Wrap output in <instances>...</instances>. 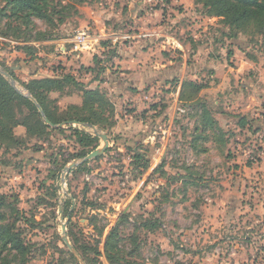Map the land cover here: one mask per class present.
I'll list each match as a JSON object with an SVG mask.
<instances>
[{
    "label": "rangeland",
    "instance_id": "374dc122",
    "mask_svg": "<svg viewBox=\"0 0 264 264\" xmlns=\"http://www.w3.org/2000/svg\"><path fill=\"white\" fill-rule=\"evenodd\" d=\"M33 1L0 0V73L23 91L33 78L75 76L106 94L114 124L89 129L109 147L84 163L96 149L64 124L0 148V223L28 248H6L0 264H264V34L234 37L192 0ZM81 30L89 49L70 42ZM188 80L206 86L195 104L180 99ZM50 98L62 115L82 93Z\"/></svg>",
    "mask_w": 264,
    "mask_h": 264
},
{
    "label": "trees",
    "instance_id": "16d2710c",
    "mask_svg": "<svg viewBox=\"0 0 264 264\" xmlns=\"http://www.w3.org/2000/svg\"><path fill=\"white\" fill-rule=\"evenodd\" d=\"M8 3L16 6L23 4L27 9L33 8V0H7ZM196 4H202L206 15L221 18L232 31V36L237 37L240 33H259L264 34V0H192ZM96 62V57H94ZM100 62V61H99ZM97 64V63H96ZM102 69V68H101ZM8 72L9 69H7ZM12 78L16 80L15 74L10 72ZM26 91L35 99L42 108L46 118L53 125L64 124L75 133L76 139L81 147L93 150L98 148L99 138L93 137L78 129H74V123L98 127L105 129L113 126L114 108L106 94L99 88H87L84 84L77 81L75 76L65 74L61 77L33 78L28 83L23 84ZM74 86L82 93V102L79 105L71 104L67 110L60 115L54 106V101L50 98L52 93H65L66 89ZM206 86L193 81H184L180 99L186 104H195L199 101V93ZM156 107V106H154ZM25 108L28 115L20 117L18 110ZM245 118L241 119L242 127L246 124ZM23 127L26 130L25 137L17 136L15 129ZM61 129L52 128L46 124L37 105L29 98L21 95L11 86L8 80L0 73V148L5 147L11 150L16 145L26 143V138H43L49 136L50 131ZM63 131V130H62ZM23 138V139H21ZM95 145V146H94ZM92 151V150H91ZM89 151L83 150L80 154L85 157ZM81 169L77 167L76 170ZM74 171V170H73ZM72 171V172H73ZM6 198H1L4 204ZM5 216L0 215V222L5 220ZM127 220L123 214L120 220ZM161 226L159 222H144L142 227L153 229ZM115 229L108 235L106 247V259L111 263L117 258L112 252L117 248ZM12 249L18 254L25 255L28 252L22 234L16 231L10 224L0 223V261L3 251ZM110 249V251L108 250Z\"/></svg>",
    "mask_w": 264,
    "mask_h": 264
},
{
    "label": "water",
    "instance_id": "95a60500",
    "mask_svg": "<svg viewBox=\"0 0 264 264\" xmlns=\"http://www.w3.org/2000/svg\"><path fill=\"white\" fill-rule=\"evenodd\" d=\"M3 76L8 80V82L11 84V86L13 88H15L18 93H20L21 95L31 99L38 107L39 112L41 113L44 121L46 122V124L50 125L53 128H56V125H53L45 116L42 108L40 107V105L35 101V99L27 92V91H23V89H19L18 86L16 85V81L12 78L11 75H9L6 72H2ZM96 136H98L99 138H101V140L105 143L104 147L100 148V149H96L95 151H93L92 153H90L88 156H86L81 163L84 162H88L90 160L96 159L98 157H100L101 155H103L105 153V151L108 149L109 147V141H108V136H106L105 134H100V133H95ZM79 164L73 163L70 167H68L66 169V173L69 172L71 169L75 168L76 166H78ZM63 240L66 244V246L75 254V256L78 257L77 253L75 252V250L73 249L72 245L70 244L68 237L66 235V227L63 226Z\"/></svg>",
    "mask_w": 264,
    "mask_h": 264
},
{
    "label": "built area",
    "instance_id": "2783aa9c",
    "mask_svg": "<svg viewBox=\"0 0 264 264\" xmlns=\"http://www.w3.org/2000/svg\"><path fill=\"white\" fill-rule=\"evenodd\" d=\"M93 41L94 38L91 36L89 30H81L75 34L74 38L70 42L71 44H74L77 49H89L91 48Z\"/></svg>",
    "mask_w": 264,
    "mask_h": 264
},
{
    "label": "crops",
    "instance_id": "0c3cea01",
    "mask_svg": "<svg viewBox=\"0 0 264 264\" xmlns=\"http://www.w3.org/2000/svg\"><path fill=\"white\" fill-rule=\"evenodd\" d=\"M114 54H115V52H114ZM122 55V52H120V54H119V56H121ZM117 57V56H116ZM121 58V57H120ZM188 81H193V82H197L196 80H188ZM198 83V82H197ZM204 90V89H203ZM202 90V91H203ZM201 91V92H202ZM200 92V93H201ZM200 93H199V95H200ZM76 105H79V104H76ZM157 109V106L156 107H154V110H156ZM74 124H76L77 125V128L75 127L74 129H78V130H80V131H83V132H85V133H87V134H90V135H92L93 137H96V135L95 134H93V133H90L89 132V129L90 128H94V127H91V126H87V125H82V124H77V123H74ZM79 125V126H78ZM19 128V127H18ZM98 128V127H97ZM17 129V128H16ZM16 129H15V131H16ZM98 137V136H97ZM101 139V138H100ZM74 169V168H73Z\"/></svg>",
    "mask_w": 264,
    "mask_h": 264
}]
</instances>
